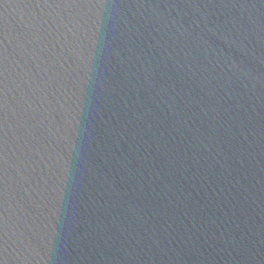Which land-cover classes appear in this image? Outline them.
Here are the masks:
<instances>
[{"label": "water", "instance_id": "water-1", "mask_svg": "<svg viewBox=\"0 0 264 264\" xmlns=\"http://www.w3.org/2000/svg\"><path fill=\"white\" fill-rule=\"evenodd\" d=\"M0 264H264V0H0Z\"/></svg>", "mask_w": 264, "mask_h": 264}]
</instances>
